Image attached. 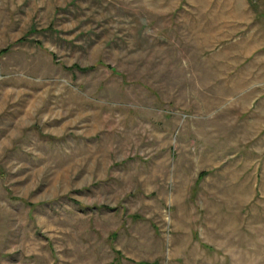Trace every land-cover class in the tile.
<instances>
[{"label":"rangeland","instance_id":"374dc122","mask_svg":"<svg viewBox=\"0 0 264 264\" xmlns=\"http://www.w3.org/2000/svg\"><path fill=\"white\" fill-rule=\"evenodd\" d=\"M0 264H264V0H0Z\"/></svg>","mask_w":264,"mask_h":264}]
</instances>
